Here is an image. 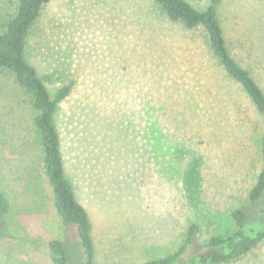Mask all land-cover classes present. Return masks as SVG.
<instances>
[{
	"label": "rangeland",
	"instance_id": "374dc122",
	"mask_svg": "<svg viewBox=\"0 0 264 264\" xmlns=\"http://www.w3.org/2000/svg\"><path fill=\"white\" fill-rule=\"evenodd\" d=\"M205 10L209 0H186ZM16 0H0V25ZM217 17L233 57L264 91V0H222ZM201 28L171 22L153 0H51L31 28L26 60L40 76L72 83L54 123L65 176L92 228L94 264H142L194 246L250 215L262 167L264 120L210 53ZM36 112L0 71V264H54L64 244L83 264L76 227H65L42 169ZM262 204V203H260ZM253 219L264 222V215ZM234 264H264V242Z\"/></svg>",
	"mask_w": 264,
	"mask_h": 264
},
{
	"label": "trees",
	"instance_id": "16d2710c",
	"mask_svg": "<svg viewBox=\"0 0 264 264\" xmlns=\"http://www.w3.org/2000/svg\"><path fill=\"white\" fill-rule=\"evenodd\" d=\"M50 1L16 0L14 12L0 25V71L10 73L30 99L36 112L32 123L42 148V169L52 189L54 209L65 227H76V236L84 255L83 264H94L91 222L65 176L60 134L54 123V115L59 105L69 96L72 83L62 84L51 93L46 85L61 84L64 78L58 73L40 76L25 57L29 32ZM221 1L209 0L205 10H197L186 0H153L171 22L181 23L186 29L203 30L212 56L228 77L243 89L264 120V91L250 71L241 66L230 52L217 17V6ZM260 155L262 167L248 196L249 205L259 204L254 215H250L245 206L235 209L230 215L234 229L211 236L192 250L188 260L182 262L194 246L198 233L197 226L191 225L184 242L175 252L149 259L142 264H234L264 242V222L253 219L264 215V129L260 139ZM7 211V201L1 193L0 213L5 214ZM7 237L9 233L0 228V240ZM48 247L54 264H69L61 241L52 240Z\"/></svg>",
	"mask_w": 264,
	"mask_h": 264
}]
</instances>
